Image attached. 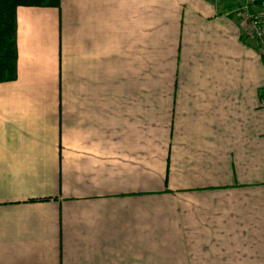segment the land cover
Wrapping results in <instances>:
<instances>
[{
  "label": "crops",
  "instance_id": "crops-1",
  "mask_svg": "<svg viewBox=\"0 0 264 264\" xmlns=\"http://www.w3.org/2000/svg\"><path fill=\"white\" fill-rule=\"evenodd\" d=\"M244 3L18 7L0 264H264V58Z\"/></svg>",
  "mask_w": 264,
  "mask_h": 264
},
{
  "label": "trees",
  "instance_id": "trees-1",
  "mask_svg": "<svg viewBox=\"0 0 264 264\" xmlns=\"http://www.w3.org/2000/svg\"><path fill=\"white\" fill-rule=\"evenodd\" d=\"M61 7V0H0V83L18 77L17 9Z\"/></svg>",
  "mask_w": 264,
  "mask_h": 264
},
{
  "label": "built area",
  "instance_id": "built-area-1",
  "mask_svg": "<svg viewBox=\"0 0 264 264\" xmlns=\"http://www.w3.org/2000/svg\"><path fill=\"white\" fill-rule=\"evenodd\" d=\"M257 4L264 6V0H245L241 10L248 23V31L259 45L260 54L264 58V27L253 11V7Z\"/></svg>",
  "mask_w": 264,
  "mask_h": 264
}]
</instances>
